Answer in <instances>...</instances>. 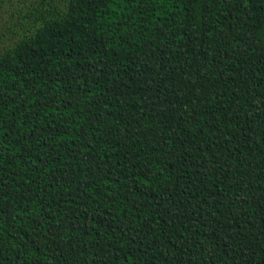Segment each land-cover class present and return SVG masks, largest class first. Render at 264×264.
I'll list each match as a JSON object with an SVG mask.
<instances>
[{"label":"trees","instance_id":"16d2710c","mask_svg":"<svg viewBox=\"0 0 264 264\" xmlns=\"http://www.w3.org/2000/svg\"><path fill=\"white\" fill-rule=\"evenodd\" d=\"M0 264H264V0H0Z\"/></svg>","mask_w":264,"mask_h":264},{"label":"rangeland","instance_id":"374dc122","mask_svg":"<svg viewBox=\"0 0 264 264\" xmlns=\"http://www.w3.org/2000/svg\"><path fill=\"white\" fill-rule=\"evenodd\" d=\"M8 16L7 15H3L0 19H7ZM0 33L2 34H6L5 30L3 29V24L2 22L0 23Z\"/></svg>","mask_w":264,"mask_h":264}]
</instances>
